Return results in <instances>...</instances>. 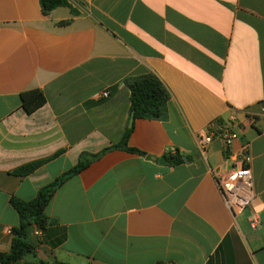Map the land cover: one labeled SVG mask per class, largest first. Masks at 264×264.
Returning a JSON list of instances; mask_svg holds the SVG:
<instances>
[{
	"label": "crops",
	"instance_id": "crops-1",
	"mask_svg": "<svg viewBox=\"0 0 264 264\" xmlns=\"http://www.w3.org/2000/svg\"><path fill=\"white\" fill-rule=\"evenodd\" d=\"M66 1L74 12L0 0V252L17 224L8 199H31L80 153L118 142L123 80L152 74L168 99L164 120H131L127 145L144 154L110 147L66 179L44 227L27 226L34 256L10 264H264V0ZM30 89L44 102L26 112L19 94ZM231 116L235 139L201 153L198 131ZM243 144L250 197L232 215L212 174ZM167 147L182 162L159 163ZM30 162L40 163L13 172Z\"/></svg>",
	"mask_w": 264,
	"mask_h": 264
},
{
	"label": "trees",
	"instance_id": "trees-1",
	"mask_svg": "<svg viewBox=\"0 0 264 264\" xmlns=\"http://www.w3.org/2000/svg\"><path fill=\"white\" fill-rule=\"evenodd\" d=\"M42 13H46L56 6H68L66 0H38ZM124 85L128 90V110L132 113V118L158 119L166 118V101L168 94L160 81L152 74H143L138 76H128L123 80ZM21 106L26 112H31L44 102V96L37 89H30L21 92ZM131 131V126L126 127L118 142L110 147H118L126 151L143 155L139 149L127 145V139ZM104 148L95 154L82 152L78 155L75 165L61 172L54 177L50 182L41 186L35 193L34 197L28 200H21L15 197L8 199L9 204L17 214V224L11 228V238L9 250L0 252V264H10L11 262L22 259L26 255H32L33 247L26 242V229L29 225H35L38 228H43L47 222L43 209L50 200L54 191L70 176L76 174L90 160L98 157L108 148ZM165 161L170 165H175L182 162V156L177 153L163 155ZM40 162H30L18 166L13 170L16 175H24L34 169ZM32 264H46L44 261L34 258ZM52 264H69L54 260ZM153 264H159L155 262Z\"/></svg>",
	"mask_w": 264,
	"mask_h": 264
},
{
	"label": "built area",
	"instance_id": "built-area-1",
	"mask_svg": "<svg viewBox=\"0 0 264 264\" xmlns=\"http://www.w3.org/2000/svg\"><path fill=\"white\" fill-rule=\"evenodd\" d=\"M107 95L108 90L102 89L94 92L92 97L101 98ZM233 124H237V120L234 116H231L225 121L209 124L204 131H198L197 149L203 153L204 146L214 137L221 140L223 147L228 146L236 137L235 131L232 130ZM164 152L174 154L176 151L173 147H167ZM249 162L250 154L246 144H243L234 152L229 170L224 173L212 174L214 183L232 215L239 213L250 197L251 174L248 167ZM248 224L250 229H255L259 225V218L257 216L252 217L248 220ZM10 230V228H6L8 233H10ZM33 233L37 234V230H34Z\"/></svg>",
	"mask_w": 264,
	"mask_h": 264
},
{
	"label": "water",
	"instance_id": "water-1",
	"mask_svg": "<svg viewBox=\"0 0 264 264\" xmlns=\"http://www.w3.org/2000/svg\"><path fill=\"white\" fill-rule=\"evenodd\" d=\"M131 120H132V113L130 112L129 117H128V122H127V127H130ZM146 157H148V156H146ZM158 162L164 163L165 160L163 158H158Z\"/></svg>",
	"mask_w": 264,
	"mask_h": 264
}]
</instances>
